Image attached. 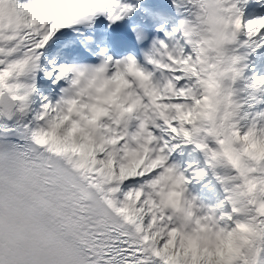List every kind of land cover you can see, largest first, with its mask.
I'll use <instances>...</instances> for the list:
<instances>
[{
	"label": "snow or ice",
	"instance_id": "obj_1",
	"mask_svg": "<svg viewBox=\"0 0 264 264\" xmlns=\"http://www.w3.org/2000/svg\"><path fill=\"white\" fill-rule=\"evenodd\" d=\"M0 264H264V0H0Z\"/></svg>",
	"mask_w": 264,
	"mask_h": 264
}]
</instances>
